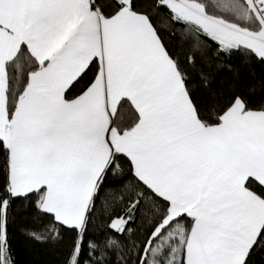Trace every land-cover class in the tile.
Here are the masks:
<instances>
[{"label":"snow or ice","instance_id":"snow-or-ice-1","mask_svg":"<svg viewBox=\"0 0 264 264\" xmlns=\"http://www.w3.org/2000/svg\"><path fill=\"white\" fill-rule=\"evenodd\" d=\"M0 264H264V0H0Z\"/></svg>","mask_w":264,"mask_h":264}]
</instances>
